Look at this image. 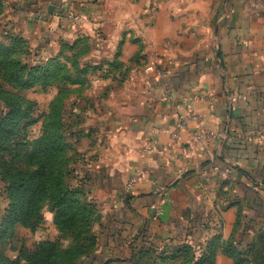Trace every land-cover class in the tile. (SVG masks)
Here are the masks:
<instances>
[{"label":"crops","instance_id":"obj_1","mask_svg":"<svg viewBox=\"0 0 264 264\" xmlns=\"http://www.w3.org/2000/svg\"><path fill=\"white\" fill-rule=\"evenodd\" d=\"M26 1L39 24L42 54L53 53L64 36L72 44L87 37L92 48L87 64L106 68L105 62L116 60L126 79L144 78L117 90L116 110L124 112L117 117L124 122L117 124L115 138L131 150L123 158L127 176L122 183L132 175L140 179L129 204L113 200L116 210L127 207V227L121 225L123 233L114 236L122 240L121 248L109 252L128 260L131 242L137 246L141 240L133 238L147 234L145 229L161 241L196 236L199 232L189 227L195 213L205 242L214 234L209 226L218 223L206 220L209 212L220 218L221 232L229 237L235 204L219 209L229 206L219 189L231 184V203L253 193L264 199V0ZM71 15L85 20L79 23ZM151 64L155 71L147 72ZM117 78L119 73L107 75L101 86ZM185 98L194 99L201 125L218 135L208 150H194L188 134L174 152L167 149ZM144 146H151L146 154ZM186 210L192 217L184 218ZM215 264L233 261L218 251Z\"/></svg>","mask_w":264,"mask_h":264},{"label":"rangeland","instance_id":"obj_2","mask_svg":"<svg viewBox=\"0 0 264 264\" xmlns=\"http://www.w3.org/2000/svg\"><path fill=\"white\" fill-rule=\"evenodd\" d=\"M32 14L26 0H0V53L10 49L17 58L46 65L35 70L39 85L8 90L19 92L24 102L19 117L23 125L29 124V127L23 142L37 141L46 131L54 134L55 139L60 135L59 143L64 147L62 170L69 187L62 196L65 201L57 207L54 205L57 202L51 204L48 199L42 203L40 213L33 218L37 220L33 229L22 222H9L7 194L0 181V258L4 259L0 264H29L31 255L47 242L57 246L56 264H196L203 253L215 247L217 251L227 247L235 257H229L233 264L264 263L261 258L264 254V199L253 193L231 203L234 200L228 201L232 193L230 183L219 189L224 205L229 204L219 209L224 211L235 204L232 208L236 211V220L229 237L224 238L221 232L220 218L215 220L218 217L209 212L206 220L210 222L214 218L218 223L209 226L214 234L205 242L206 233L197 229V221H194L198 220L199 213L192 217L186 210L184 218L192 217L193 224L189 223V227L201 237L187 233L179 240L161 241L152 239L150 230L145 229L147 234L141 231L133 238L141 240L137 246L131 242L133 254L128 260L109 252L121 248L122 240L114 236L123 233L119 232L121 225L124 229L127 227L124 220L127 207L116 210L113 200L130 203L134 198L132 189L140 179L139 175H132L126 184L122 183L127 176V162L123 158L131 150L124 139L115 138L117 124L124 122L117 117L124 113L116 110L120 107L117 90L128 88L131 82H143L144 78L126 79L124 67L116 65V60L105 62L106 68L101 63L87 64L92 52L87 37L81 38H87L86 49L83 45L68 43L64 36L53 53L42 54L37 38L39 24ZM21 19H29V23L21 24ZM116 73L120 78L113 79L112 85L101 86V80ZM8 90L3 87V92ZM129 94L125 91L124 97H130ZM3 97L5 94H0L1 107ZM126 113L131 114V111L126 110ZM130 138L131 135L125 139ZM142 149L146 154L151 146ZM109 171L113 176L107 174Z\"/></svg>","mask_w":264,"mask_h":264},{"label":"trees","instance_id":"obj_3","mask_svg":"<svg viewBox=\"0 0 264 264\" xmlns=\"http://www.w3.org/2000/svg\"><path fill=\"white\" fill-rule=\"evenodd\" d=\"M17 40L22 42V39ZM75 44L83 45L85 49L88 47L85 39ZM43 66L46 65L33 64L28 58H17L15 52H11L10 49L8 52L0 53V94H5L3 105L0 106V181L4 184L7 194L9 222H22L33 229L37 225V220L33 218L38 216L45 200L48 199L51 204L57 202L54 204L56 207L65 201V197L62 196L68 192L69 186L65 182V173L63 174L62 170L64 147L59 143L60 135H56L55 139V135L48 131L37 141L23 142L29 127V124L23 125L22 117H19L24 102L22 103L19 92L10 91L8 88L23 90L39 85L35 70ZM25 71L32 74L27 75ZM4 86L7 92H3ZM209 249L208 253H203L197 259L196 264H215L218 249L216 247ZM221 251L235 259L227 247ZM58 257L56 244L47 242L31 255L29 264H56ZM261 258H264V254ZM0 261L4 259L0 258Z\"/></svg>","mask_w":264,"mask_h":264},{"label":"built area","instance_id":"obj_4","mask_svg":"<svg viewBox=\"0 0 264 264\" xmlns=\"http://www.w3.org/2000/svg\"><path fill=\"white\" fill-rule=\"evenodd\" d=\"M70 18L79 23H83L85 20L80 15H71ZM153 70L154 64L149 65L146 69L147 72ZM193 101V98H185L183 100V110L177 114L174 128L170 134L171 141L167 146L171 153L180 145L184 134L189 135L188 145L196 150H208L212 141L218 137L212 130L201 125L202 120L193 107ZM192 124H195V126L192 127Z\"/></svg>","mask_w":264,"mask_h":264},{"label":"water","instance_id":"obj_5","mask_svg":"<svg viewBox=\"0 0 264 264\" xmlns=\"http://www.w3.org/2000/svg\"><path fill=\"white\" fill-rule=\"evenodd\" d=\"M54 8V6H50V12H52Z\"/></svg>","mask_w":264,"mask_h":264}]
</instances>
